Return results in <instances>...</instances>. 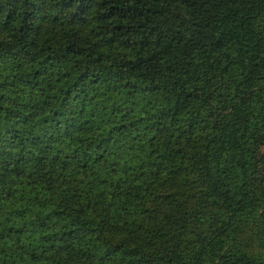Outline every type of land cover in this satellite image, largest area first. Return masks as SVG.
<instances>
[{
	"label": "trees",
	"instance_id": "obj_1",
	"mask_svg": "<svg viewBox=\"0 0 264 264\" xmlns=\"http://www.w3.org/2000/svg\"><path fill=\"white\" fill-rule=\"evenodd\" d=\"M0 264H264V0H0Z\"/></svg>",
	"mask_w": 264,
	"mask_h": 264
}]
</instances>
